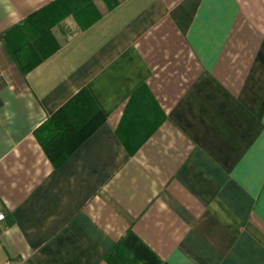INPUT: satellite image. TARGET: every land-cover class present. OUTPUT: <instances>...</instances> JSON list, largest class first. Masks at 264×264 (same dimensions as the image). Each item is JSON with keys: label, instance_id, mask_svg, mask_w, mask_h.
I'll list each match as a JSON object with an SVG mask.
<instances>
[{"label": "crops", "instance_id": "1", "mask_svg": "<svg viewBox=\"0 0 264 264\" xmlns=\"http://www.w3.org/2000/svg\"><path fill=\"white\" fill-rule=\"evenodd\" d=\"M56 1L0 0V264H264V0H66L23 75L7 41ZM81 90L103 121L53 167Z\"/></svg>", "mask_w": 264, "mask_h": 264}, {"label": "trees", "instance_id": "2", "mask_svg": "<svg viewBox=\"0 0 264 264\" xmlns=\"http://www.w3.org/2000/svg\"><path fill=\"white\" fill-rule=\"evenodd\" d=\"M63 1L66 0H58L32 14L15 29L17 39L13 43L7 41V51L23 75L58 49L50 29L68 10L77 8L65 6ZM87 97L85 90L79 91L36 131L53 167L60 165L103 121L96 108L89 106ZM71 113L80 117L75 124Z\"/></svg>", "mask_w": 264, "mask_h": 264}, {"label": "built area", "instance_id": "3", "mask_svg": "<svg viewBox=\"0 0 264 264\" xmlns=\"http://www.w3.org/2000/svg\"><path fill=\"white\" fill-rule=\"evenodd\" d=\"M2 219H3V215H2V213L0 212V221H2ZM1 264H12V263L9 262V261H6V262L1 263Z\"/></svg>", "mask_w": 264, "mask_h": 264}]
</instances>
